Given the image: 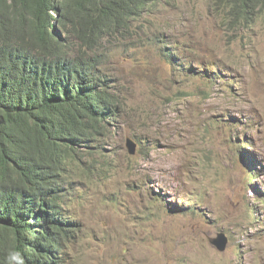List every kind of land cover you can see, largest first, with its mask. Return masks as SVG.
Here are the masks:
<instances>
[{"label":"rangeland","instance_id":"rangeland-1","mask_svg":"<svg viewBox=\"0 0 264 264\" xmlns=\"http://www.w3.org/2000/svg\"><path fill=\"white\" fill-rule=\"evenodd\" d=\"M162 1L104 58L120 113L68 197L66 264H262L264 15L227 29L212 0Z\"/></svg>","mask_w":264,"mask_h":264},{"label":"trees","instance_id":"trees-1","mask_svg":"<svg viewBox=\"0 0 264 264\" xmlns=\"http://www.w3.org/2000/svg\"><path fill=\"white\" fill-rule=\"evenodd\" d=\"M162 2L0 0V264H66L78 233L68 197L120 113L104 58ZM212 7L227 29L264 15V0ZM167 58L177 66L173 53ZM196 72L218 73L216 65Z\"/></svg>","mask_w":264,"mask_h":264},{"label":"water","instance_id":"water-1","mask_svg":"<svg viewBox=\"0 0 264 264\" xmlns=\"http://www.w3.org/2000/svg\"><path fill=\"white\" fill-rule=\"evenodd\" d=\"M125 146H126V149H127V152L129 153V154H134V152H135V144L131 141V140H129V139H126V144H125ZM219 238H221L223 241L225 240V238H224V236L223 235H219ZM212 242L215 244V243H217V242H215V240H212ZM223 248V246H219V249L221 250ZM262 264H264V263H262Z\"/></svg>","mask_w":264,"mask_h":264}]
</instances>
